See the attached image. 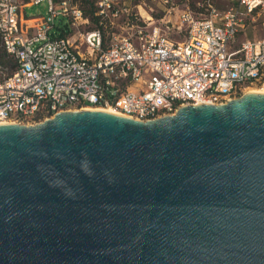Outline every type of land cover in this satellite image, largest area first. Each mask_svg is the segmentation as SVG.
I'll return each instance as SVG.
<instances>
[{"label":"water","instance_id":"obj_1","mask_svg":"<svg viewBox=\"0 0 264 264\" xmlns=\"http://www.w3.org/2000/svg\"><path fill=\"white\" fill-rule=\"evenodd\" d=\"M0 264H264V94L0 124Z\"/></svg>","mask_w":264,"mask_h":264},{"label":"built area","instance_id":"obj_2","mask_svg":"<svg viewBox=\"0 0 264 264\" xmlns=\"http://www.w3.org/2000/svg\"><path fill=\"white\" fill-rule=\"evenodd\" d=\"M42 1L45 15H24ZM135 1L96 0L103 29L74 31L85 21L74 0H0V123L31 125L88 106L146 121L264 85V0H233L200 17L183 11L180 40L143 26ZM58 16L67 19L60 31ZM254 26L259 38L238 40Z\"/></svg>","mask_w":264,"mask_h":264},{"label":"rangeland","instance_id":"obj_3","mask_svg":"<svg viewBox=\"0 0 264 264\" xmlns=\"http://www.w3.org/2000/svg\"><path fill=\"white\" fill-rule=\"evenodd\" d=\"M25 2L29 0H24ZM78 5L86 12L91 9V5L89 0H76ZM135 5H139L135 7L136 11H139L142 14V18L140 22L147 29H151L154 26L160 27L161 32L166 34L168 37L172 39L180 40L179 30L184 28L181 25L179 16L183 11L191 12L195 17H200L209 14L211 8H215L218 11H224L228 9L232 5L231 0H136ZM24 15L29 18L32 16H40L45 15L47 13V2L42 1L38 4L27 3L23 9ZM149 15L151 17L150 20H147L146 16ZM116 24H121L124 21V18L121 16L116 18ZM67 22L66 18L57 17L55 20V25L61 29H64V25ZM92 26V22L82 23L74 28V31H83L88 27ZM168 26V28L166 27ZM106 30L108 32L116 31L117 33L125 34V31L117 30L115 28L107 27ZM259 27L256 26L255 31H250V27H248L245 31L242 32L240 36H238V40L244 38L256 39L260 37ZM148 75H145L147 78ZM264 87L262 84H252L248 85V87Z\"/></svg>","mask_w":264,"mask_h":264},{"label":"trees","instance_id":"obj_4","mask_svg":"<svg viewBox=\"0 0 264 264\" xmlns=\"http://www.w3.org/2000/svg\"><path fill=\"white\" fill-rule=\"evenodd\" d=\"M74 1H76V0H74ZM80 2H81V0H80ZM95 2H96V0H89V3L91 5V9L88 12L84 11L81 8L82 11H83V17L85 19V21H83V24L84 23H89L90 21L92 22V26L88 27L87 29H93V28H98V27L103 29V27L99 24V19L100 18H99L98 14H97V6H96Z\"/></svg>","mask_w":264,"mask_h":264},{"label":"bare ground","instance_id":"obj_5","mask_svg":"<svg viewBox=\"0 0 264 264\" xmlns=\"http://www.w3.org/2000/svg\"><path fill=\"white\" fill-rule=\"evenodd\" d=\"M147 20H150L151 17L149 15L146 16ZM245 93H260V94H264V87H251V86H247L245 89ZM81 110H100V111H105V112H109V113H113V114H117L120 115L116 112H114L112 109H108V108H99V107H83ZM122 116V115H121ZM0 124H7V123H0Z\"/></svg>","mask_w":264,"mask_h":264},{"label":"crops","instance_id":"obj_6","mask_svg":"<svg viewBox=\"0 0 264 264\" xmlns=\"http://www.w3.org/2000/svg\"><path fill=\"white\" fill-rule=\"evenodd\" d=\"M232 1V5L234 4V1L233 0H231ZM255 26L254 27H250V31H252V32H254L255 31Z\"/></svg>","mask_w":264,"mask_h":264}]
</instances>
